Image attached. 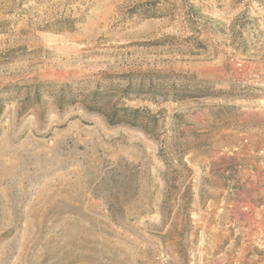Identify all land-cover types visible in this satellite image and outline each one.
I'll list each match as a JSON object with an SVG mask.
<instances>
[{"label":"rangeland","instance_id":"1","mask_svg":"<svg viewBox=\"0 0 264 264\" xmlns=\"http://www.w3.org/2000/svg\"><path fill=\"white\" fill-rule=\"evenodd\" d=\"M0 104V264H264V0H0Z\"/></svg>","mask_w":264,"mask_h":264},{"label":"trees","instance_id":"2","mask_svg":"<svg viewBox=\"0 0 264 264\" xmlns=\"http://www.w3.org/2000/svg\"><path fill=\"white\" fill-rule=\"evenodd\" d=\"M3 111H4V106L2 104H0V116L2 115Z\"/></svg>","mask_w":264,"mask_h":264}]
</instances>
